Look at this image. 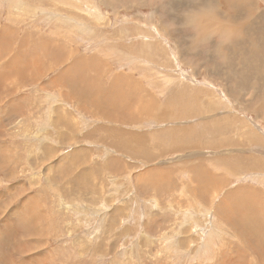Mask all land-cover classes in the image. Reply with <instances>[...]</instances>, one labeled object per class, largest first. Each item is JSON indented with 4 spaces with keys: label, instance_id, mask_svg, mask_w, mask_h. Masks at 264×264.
Returning a JSON list of instances; mask_svg holds the SVG:
<instances>
[{
    "label": "rangeland",
    "instance_id": "rangeland-1",
    "mask_svg": "<svg viewBox=\"0 0 264 264\" xmlns=\"http://www.w3.org/2000/svg\"><path fill=\"white\" fill-rule=\"evenodd\" d=\"M259 11L0 0V264H264Z\"/></svg>",
    "mask_w": 264,
    "mask_h": 264
},
{
    "label": "bare ground",
    "instance_id": "bare-ground-1",
    "mask_svg": "<svg viewBox=\"0 0 264 264\" xmlns=\"http://www.w3.org/2000/svg\"><path fill=\"white\" fill-rule=\"evenodd\" d=\"M212 2H214V1H212ZM211 5V4H210ZM213 5H215V4H213ZM215 6H218L217 4L215 5ZM216 8V10H218V12H219V15H218V18L217 19H219V21H220V23L219 24H226L225 26H227L228 27V30H232V29H235V28H237V30L239 31V33H240V35L241 36H244V33H246V31L243 29L244 28V26L246 25V24H248V17L249 16H247V17H245V18H243L242 19V21H238L235 17H233V16H231V15H226L224 12H222V11H220V9H219V7H215ZM257 8V7H256ZM213 9V8H212ZM211 10V9H210ZM193 11V10H192ZM212 11V10H211ZM205 12H207V11H205ZM211 14V13H210ZM258 14V17L259 18H261L263 21H264V11H262V12H258L257 13ZM206 15H207V13H206ZM213 15H214V13H213ZM217 15V14H216ZM242 16V15H241ZM212 19V18H211ZM215 22V21H214ZM215 24V23H214ZM224 26V27H225ZM233 31V30H232ZM227 32V31H226ZM252 36V35H251ZM248 49V51H250V47L249 48H247ZM187 80V79H186ZM73 87V86H72ZM193 89V88H192ZM129 93V92H128ZM264 101V100H263ZM264 104V103H263ZM261 105V104H260ZM264 106V105H263ZM16 189L17 188H14V191H12L13 192V194H9L8 195V197H7V200L8 199H10L14 194H16ZM242 218H244V217H242ZM242 218H239V220H241ZM246 218V217H245ZM244 218V219H245ZM249 218V217H248ZM248 220V219H247ZM241 223H243V225L241 226V231H242V238L241 239H248V241H251V243H252V245H253V248L255 249V251H258L257 253H256V256H259V254L260 253H264L261 249L264 247V243H262L261 241H257V240H255V239H253L252 238V235H253V233L252 232H254V231H256L257 229H259L258 227H257V225L254 223V222H250V223H245L244 224V221L242 220L241 221ZM238 224L236 223V226H237ZM233 226V225H232ZM234 226H235V223H234ZM237 228V227H236ZM17 232V231H16ZM249 232V233H248ZM15 233V232H14ZM28 239V238H27ZM244 241V240H243ZM6 244V243H5ZM8 244V243H7ZM250 244V243H249ZM11 247V246H10ZM252 248V247H251ZM263 250H264V248H263ZM12 257V256H11ZM253 263H255V264H263V262L262 261H259L258 259H256V258H254V262ZM252 263V264H253Z\"/></svg>",
    "mask_w": 264,
    "mask_h": 264
},
{
    "label": "crops",
    "instance_id": "crops-1",
    "mask_svg": "<svg viewBox=\"0 0 264 264\" xmlns=\"http://www.w3.org/2000/svg\"><path fill=\"white\" fill-rule=\"evenodd\" d=\"M246 33H244V35H245Z\"/></svg>",
    "mask_w": 264,
    "mask_h": 264
}]
</instances>
